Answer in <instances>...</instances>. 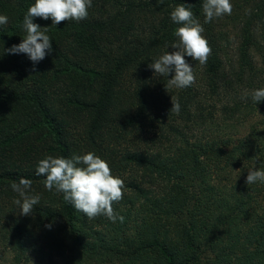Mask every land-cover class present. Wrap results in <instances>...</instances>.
Listing matches in <instances>:
<instances>
[{
  "label": "trees",
  "instance_id": "obj_1",
  "mask_svg": "<svg viewBox=\"0 0 264 264\" xmlns=\"http://www.w3.org/2000/svg\"><path fill=\"white\" fill-rule=\"evenodd\" d=\"M34 2L0 0V264H264V183L245 182L264 169V99L252 98L264 88V0H250L232 58L230 16L204 23V0H92L79 22L34 17L52 51L33 71L5 49L26 36ZM180 4L212 49L203 65L185 56L196 79L183 89L149 67L178 42ZM88 152L124 180L123 222L89 219L36 174L47 155ZM21 178L40 196L28 216L11 188Z\"/></svg>",
  "mask_w": 264,
  "mask_h": 264
},
{
  "label": "clouds",
  "instance_id": "obj_2",
  "mask_svg": "<svg viewBox=\"0 0 264 264\" xmlns=\"http://www.w3.org/2000/svg\"><path fill=\"white\" fill-rule=\"evenodd\" d=\"M162 2V0H158ZM92 6V0H35L28 8L23 18L22 28L26 32L19 44L5 49L6 53L26 54L35 64L43 60L47 53L52 51L50 36L46 34L47 27H41L33 22L34 17L52 20V25H58L63 21L75 20L77 22L86 19L88 9ZM233 5L230 0H204V23L211 22L225 14L231 15ZM171 19L179 27L174 35L178 42L171 46V51L165 52L149 65L159 76H168V84L183 89L195 83L193 65L185 56L193 61L205 64L212 49L207 38L203 35L205 29L192 11L191 4H180L171 12ZM8 22L6 15H0V25ZM258 103L264 99V88L255 90L252 96ZM180 104L172 99L171 110L177 114L180 112ZM38 176H45V188L63 193V199L71 203L77 211L83 212L89 219L99 215H106L115 222L124 217L114 212L113 203L123 198L124 180L111 173L109 164L97 156L94 152L83 155H73L71 158L63 156L47 155L38 162L36 169ZM246 184L256 182L264 183V169H250L247 172ZM32 181L21 178L19 183H12L11 188L18 193L21 199L14 203L19 206L20 214L31 215L33 208L39 203L40 196L28 195ZM51 223L45 225L51 228Z\"/></svg>",
  "mask_w": 264,
  "mask_h": 264
},
{
  "label": "rangeland",
  "instance_id": "obj_3",
  "mask_svg": "<svg viewBox=\"0 0 264 264\" xmlns=\"http://www.w3.org/2000/svg\"><path fill=\"white\" fill-rule=\"evenodd\" d=\"M231 4L233 5L232 13L229 15V27L226 29L228 34V40L229 48L231 54L229 55L231 57L235 56L237 53V48L240 45L241 41L244 40L243 34H242V28H244V24L246 21V12L248 13V10H251V3L250 0H230ZM232 20H238V23L231 22ZM232 58V57H231Z\"/></svg>",
  "mask_w": 264,
  "mask_h": 264
}]
</instances>
